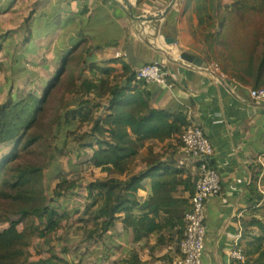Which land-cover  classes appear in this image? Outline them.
I'll list each match as a JSON object with an SVG mask.
<instances>
[{"label": "crops", "instance_id": "0c3cea01", "mask_svg": "<svg viewBox=\"0 0 264 264\" xmlns=\"http://www.w3.org/2000/svg\"><path fill=\"white\" fill-rule=\"evenodd\" d=\"M128 1L139 10H130L123 0H16L11 5V0H2L0 34L12 31L0 37V104L27 92L39 94L52 70L73 47L86 63L127 66L131 71L140 62L165 60L172 71V84L146 83L148 104L184 109L213 144L214 154L207 158V164L217 168L221 190L206 201L204 264H232L228 251L234 246L246 247L251 239L247 208L255 201L264 202V183L254 179L264 175V101L250 96L251 85L240 83L234 76L228 78L222 69L224 76L209 68V60L221 66L224 51L221 40L216 39L214 3L210 10H196L203 0L187 6L184 0H176L167 11L154 13L168 0ZM3 10L5 22H1ZM30 10H35L29 25L30 40L24 42L23 19ZM165 36L174 38L175 43H167ZM182 52L203 58L205 65L183 59ZM73 97L67 95L69 100ZM83 121L87 122L84 130L89 127L87 116L78 115L74 122ZM61 139L70 141L69 145L75 143L65 134L55 142ZM86 148L91 154L83 160L86 169H80L79 189L56 202L73 212L70 222L76 218V210L83 212L85 184L106 174L104 153L94 154ZM2 149L0 145V152ZM200 163L199 157L188 154L182 146L175 155L174 165L189 172L192 188ZM145 165L146 161L137 160L134 172ZM91 169L96 172L94 176L86 174ZM59 170H51L48 184ZM158 190L164 195L160 202L163 209L156 217L162 224L158 233L134 240L132 232L117 222L100 239H84L82 231L77 230L76 235L75 224L69 223L63 232L77 237L80 264H125L135 255L133 264H172L179 254L176 231L183 227V212L190 206L193 193L183 183L163 185ZM138 198L144 200L146 191L139 189ZM39 258L34 254L30 261Z\"/></svg>", "mask_w": 264, "mask_h": 264}, {"label": "trees", "instance_id": "16d2710c", "mask_svg": "<svg viewBox=\"0 0 264 264\" xmlns=\"http://www.w3.org/2000/svg\"><path fill=\"white\" fill-rule=\"evenodd\" d=\"M212 3L216 39L227 51L221 53L222 71L242 84L264 86V0H229L225 5L221 0H203L196 10H210ZM34 13L30 10L23 19L24 42L30 40ZM134 79L127 66L86 63L73 47L39 94L27 92L0 104V264H68L61 256L66 248L56 252L55 243L63 239L59 231L68 227L73 212L53 203L78 188L79 162L70 172L59 170L48 187L45 184L55 139L62 134L76 147H89L105 157L104 178L85 184L83 212L76 210L72 221L84 239H100L117 222L132 232L134 240L158 233L162 224L156 217L164 198L158 189L183 183L194 192L189 172L174 165L183 147L180 134L190 123L187 113L151 107L147 82ZM67 95L74 97L69 100ZM78 115L87 116V129L75 124ZM137 160L146 165L134 172ZM254 179L264 183V175ZM139 189L146 191L142 201ZM246 215L251 239L241 248L245 260L239 264H264V202H253ZM182 232L183 227L176 231L177 242ZM176 250L180 254L179 246ZM34 254L40 258L33 263ZM135 259L136 255L124 263L133 264Z\"/></svg>", "mask_w": 264, "mask_h": 264}, {"label": "built area", "instance_id": "2783aa9c", "mask_svg": "<svg viewBox=\"0 0 264 264\" xmlns=\"http://www.w3.org/2000/svg\"><path fill=\"white\" fill-rule=\"evenodd\" d=\"M207 64L211 70L224 76L216 61L209 60ZM133 72L136 80H143L147 83L160 82L168 86L172 84V71L165 60L137 63L133 67ZM227 77L232 79L230 74ZM249 94L253 99L264 101V86L251 87ZM180 138L184 150L190 155L199 157L201 163L190 206L184 210L182 216L183 232L179 242L180 254L172 264H204L207 234L206 201L211 195L220 192L221 178L217 168L207 164V158L214 154V147L197 123L190 121L183 128ZM228 253L232 264H235L234 262L239 264L245 260V254L238 246L231 248Z\"/></svg>", "mask_w": 264, "mask_h": 264}, {"label": "rangeland", "instance_id": "374dc122", "mask_svg": "<svg viewBox=\"0 0 264 264\" xmlns=\"http://www.w3.org/2000/svg\"><path fill=\"white\" fill-rule=\"evenodd\" d=\"M221 1H222V4H224V5L229 2V0H221ZM4 6H5V3L1 4L0 9L2 10V8ZM4 12H6V10H3L2 16L4 17V19L1 20V22L7 21V14ZM28 13H29V11H28ZM27 14H26V16H27ZM10 31H12V30L8 29L4 32L7 33ZM4 32L0 34V37L4 34ZM82 125L87 126V122L83 121ZM69 142L70 141H67L66 139H61V140H58L56 142V145L59 146V148L58 147L56 148V152L52 155V156H54V158L49 159V161L47 163V167L45 169V171H46L45 184L47 185V187L49 185L48 184V181H49L48 175L50 176L51 170H59L60 168H62V169L66 168V170H68L70 172V170L75 168L76 162H79V164H80L79 169H83V168L86 169V167L84 166L85 161H83V160H87L89 158L91 151L88 148L82 149V148L76 147L75 143L73 145H69L68 144ZM159 147H160V145H159ZM56 163H57V167L55 166ZM86 174H88L90 176H94L96 174V172L93 169H91V170L87 171ZM79 185H80V182H79ZM78 189H79V186H78ZM53 204L57 205L56 201ZM73 219H75V218L73 217ZM73 219L71 220V222L73 221ZM71 222L69 221V223H71ZM69 223H68V225H69ZM65 229H62L59 231V233L61 234L63 239H61L60 241L55 243L56 252L61 253L60 247L66 248L67 251L65 253H61V256H63L64 258L65 257L68 258V259H66L68 264H80L81 253H79V251H78L79 245H78L77 237L72 238L71 236L64 234L63 231ZM74 232L77 235V230L75 229V227H74ZM62 252H63V249H62Z\"/></svg>", "mask_w": 264, "mask_h": 264}, {"label": "water", "instance_id": "95a60500", "mask_svg": "<svg viewBox=\"0 0 264 264\" xmlns=\"http://www.w3.org/2000/svg\"><path fill=\"white\" fill-rule=\"evenodd\" d=\"M124 3L126 4V6L132 10V11H138L139 10V6H135V5H132L128 0H123ZM176 0H168L167 4L165 6H163L161 9H157L154 11V13H162V12H165L167 11L171 6L172 4L175 2ZM145 15H147L146 13H144ZM165 39H166V42L167 43H175V39L174 38H168L165 36ZM181 57L187 61H192L194 64L196 65H201V64H204L203 61V58L199 57V56H195L194 54L192 53H189V52H182L181 53ZM125 83V81H123V84ZM106 107V105H104L102 111L104 110V108Z\"/></svg>", "mask_w": 264, "mask_h": 264}]
</instances>
